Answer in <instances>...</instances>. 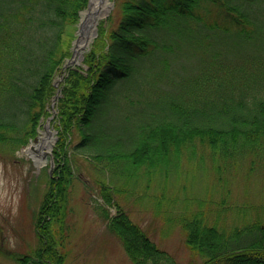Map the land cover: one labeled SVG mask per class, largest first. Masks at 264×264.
<instances>
[{
	"label": "trees",
	"instance_id": "trees-1",
	"mask_svg": "<svg viewBox=\"0 0 264 264\" xmlns=\"http://www.w3.org/2000/svg\"><path fill=\"white\" fill-rule=\"evenodd\" d=\"M87 3L0 0V148L17 150L36 135L55 94L53 79L70 55ZM119 5L116 28L107 29L100 22L83 66L70 65L63 71L55 103L56 163L37 215V227L44 229L42 248L35 259L18 257L20 264L60 261L48 225L63 213L61 204L72 177L68 147L74 131L79 140L73 147L110 170L130 164L161 175L163 166L182 149L194 148L196 139L219 155L234 157L240 152L238 144L250 152L264 151V0H120ZM183 46L206 53L202 72L184 81L191 84L190 94L178 99L176 94L183 91L157 87L170 100L153 108L149 119L130 122L137 129L134 137L130 132L126 139H101L114 137L101 129L106 104L130 121L137 101L134 85L149 83L154 90ZM120 125L119 121L108 133L117 135ZM98 183L104 203L111 206V187ZM102 210L108 229L133 262L169 264L166 252L121 207L117 205L112 216L107 208ZM189 216L178 219L185 241L203 257L201 263L189 264H264V226L257 220L226 230L216 221L203 222L201 211Z\"/></svg>",
	"mask_w": 264,
	"mask_h": 264
},
{
	"label": "rangeland",
	"instance_id": "rangeland-1",
	"mask_svg": "<svg viewBox=\"0 0 264 264\" xmlns=\"http://www.w3.org/2000/svg\"><path fill=\"white\" fill-rule=\"evenodd\" d=\"M109 2L106 14L94 26L96 34L82 50L79 59L69 65L83 66L82 59L98 34L100 22L107 29L116 28L120 0ZM77 37L78 32L75 31L67 59L73 55ZM205 54L183 46L177 59L164 73V79L154 85V90L149 83L134 85L137 101L130 121L124 118L126 114L115 112L110 102L107 103L105 117L101 116V129L105 135L114 137L108 139L99 135L100 138L117 141L118 138H128L130 132L134 137L137 129L130 122L138 124L149 119L153 108H159V104L170 100L169 96L156 91L157 87L159 90L174 87L183 91L176 94L178 99H181L180 95L187 97L191 84L184 81L202 72L205 65L202 66L201 59ZM63 75L64 72L59 71L54 77L56 90L48 105L49 113L40 119L34 136L37 138L44 124L49 125L53 141L46 163L35 164L25 152V148L35 141L34 137L17 150L0 148V264H20L17 258L24 255L35 259L37 251L42 248L39 238L44 229L37 227V215L52 184L50 175H53L56 163L53 152L58 139L55 103ZM122 107L131 109L124 104ZM119 121L121 131L117 135L108 133ZM97 124L95 115L92 120L94 132ZM78 140L79 136L74 131L68 147L73 159L72 177L61 204L63 213H57L59 220L54 218L48 225L53 233V252L60 255V261L49 259V264H136L126 254L121 240L108 229L102 207L107 208L111 216L117 212V205L121 207L130 220L166 252L169 264L203 261V257L187 246L185 230L178 220L184 215L192 216L201 211L203 222L211 225L216 221L218 227L226 230L244 227L256 220L257 224L264 226V151L261 148L250 152L249 148L238 144L240 152L233 157L219 155L196 139L194 148H184L175 154L159 175L155 170L148 173L144 168H134L130 164L110 170L103 163L90 159L86 152L75 149L73 145ZM126 173L131 174V180L125 177ZM99 181L111 187V206L106 205L100 195Z\"/></svg>",
	"mask_w": 264,
	"mask_h": 264
},
{
	"label": "bare ground",
	"instance_id": "bare-ground-1",
	"mask_svg": "<svg viewBox=\"0 0 264 264\" xmlns=\"http://www.w3.org/2000/svg\"><path fill=\"white\" fill-rule=\"evenodd\" d=\"M110 4L109 0H90L89 6L82 12L81 29L74 41L73 55L69 61L76 62L79 59L82 50L89 44L93 36L96 22L106 14ZM52 141V131L48 124H44V127L39 129L35 141L25 148V152L32 157L35 164L43 165L46 163Z\"/></svg>",
	"mask_w": 264,
	"mask_h": 264
},
{
	"label": "water",
	"instance_id": "water-1",
	"mask_svg": "<svg viewBox=\"0 0 264 264\" xmlns=\"http://www.w3.org/2000/svg\"><path fill=\"white\" fill-rule=\"evenodd\" d=\"M89 2L90 1H88V5L87 6H89ZM80 24H81V20L79 21V23H78V28H77V32H79V30L81 29V27H80ZM96 34V32H95V27H94V29H93V36ZM67 65V62L66 63H64V66H66ZM55 84V83H54ZM36 139V137H34V140ZM50 166H52V163H50Z\"/></svg>",
	"mask_w": 264,
	"mask_h": 264
}]
</instances>
